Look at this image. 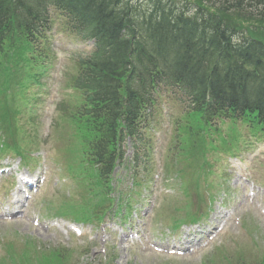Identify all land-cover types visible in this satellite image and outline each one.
I'll list each match as a JSON object with an SVG mask.
<instances>
[{
	"label": "trees",
	"instance_id": "trees-1",
	"mask_svg": "<svg viewBox=\"0 0 264 264\" xmlns=\"http://www.w3.org/2000/svg\"><path fill=\"white\" fill-rule=\"evenodd\" d=\"M188 1L190 11H177L174 0H0V151L19 150L13 124L38 79L35 69L44 70L48 60L51 9L69 32L95 41L93 52L77 60L71 88L78 95L60 117L73 139L75 171L96 180L95 192L103 194L97 208L110 202L125 142L140 150L152 111L169 90L189 101L179 138L190 163L205 160L194 152L205 157L202 134L217 119L264 135V0ZM31 118L33 124L37 117ZM73 259L65 249L40 251L29 243L21 264ZM233 264H264V255Z\"/></svg>",
	"mask_w": 264,
	"mask_h": 264
},
{
	"label": "rangeland",
	"instance_id": "rangeland-1",
	"mask_svg": "<svg viewBox=\"0 0 264 264\" xmlns=\"http://www.w3.org/2000/svg\"><path fill=\"white\" fill-rule=\"evenodd\" d=\"M146 1L134 0V2L141 3ZM188 2V0H174L175 9L177 11L192 10L194 6L189 5ZM210 4L215 6L216 2L213 1ZM51 15L55 23L50 34L52 42L49 45L51 48L49 53L50 56L55 57V60L41 80L44 87L35 88L43 95L41 99L39 98L40 103L36 104L39 117L38 125H36L38 131L32 129L31 136L29 129L24 127L25 121L19 123L20 128L24 127L27 137H34L38 134L37 137L42 147L39 153L34 155L36 160L35 164L31 165L32 169L30 167L22 169L20 160L14 157L5 158L3 162H0V168L12 167V175L18 172L19 167L20 173L27 174L30 171L40 176L45 175L47 181L39 195L35 196L30 203L25 204V201L15 202L11 196L16 186L14 179L11 178L13 176H3L0 188H6L0 189V192L6 190L3 194L0 193V243L1 241H12L18 248L24 244V241H33L42 248L75 249L83 255L78 259V264H104L106 260H110V257L111 259L115 257L114 264H204L207 256L221 243H223V257L215 256L214 264H227L228 260L233 261L239 257V254L256 259L254 254L264 248V217L260 215L256 204L248 203V187L245 179H253L264 185V155H260L264 143L257 148L255 145L250 146V151L246 148L242 151L238 150L230 158H227L230 155L210 152L209 161L215 166L216 173L210 181L216 184L221 183L223 177L227 178L224 188L217 187L213 190L215 201L210 217L199 225L182 227L179 231L170 228L176 215L174 208L184 209L187 201L183 199L184 194L178 189L180 180L176 178V173L166 176V167H164V161L170 164L174 162L172 157L177 144L175 140L176 123L186 111L177 100L165 104L155 113V126L150 137L152 143L151 172L148 176H140L146 179V183L141 188L140 194L134 195L132 214L126 217L123 213L120 217H114L115 219L108 218L112 217L108 216L102 226L84 225L85 234L81 238L75 237L66 226H63V221L55 215L54 208H58L63 200L83 199L86 191L84 190L83 193V190L61 167L60 159H64L66 142L62 138L64 136L61 127L62 118L59 115L75 95L69 88V82L76 73L74 56L78 58L91 54L94 45L91 41H81L69 34L59 12L52 9ZM251 24L259 25L254 21ZM164 96L168 98L169 93H165ZM63 102L66 104L62 105ZM56 121L58 127L55 128ZM222 127L224 132L228 133V125ZM239 132L246 138L251 135L247 127L241 125ZM26 140L20 139L23 146L28 143ZM126 154L124 164L116 170L113 178V186L116 190L114 197H121L122 194H128L133 190L131 143L126 145ZM255 156L257 157L254 159ZM201 191L204 194V188ZM262 197V193H259L256 202L260 203ZM27 205H29L28 208H26ZM20 208L25 212L24 215L18 213ZM10 213L13 217L8 216ZM215 215L220 217L214 219ZM122 217L125 218L122 219ZM234 217H241L242 223L236 225ZM36 220H39L41 227H35ZM67 220L66 222L71 224V220ZM225 220H228V225L219 235V239L195 257L181 259L159 255L153 252L147 244L157 242L168 245L179 236L183 237V241L186 240L189 234H197L198 238H204L208 243L212 238L209 232H217L216 227H220ZM136 233L139 234V238L135 235ZM128 234L138 239L134 240L130 237L129 240H125V235ZM192 240L195 238L191 237L186 242ZM3 253L4 249L2 250L0 244V257H3Z\"/></svg>",
	"mask_w": 264,
	"mask_h": 264
}]
</instances>
